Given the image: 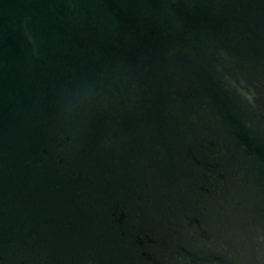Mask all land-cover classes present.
<instances>
[{
    "label": "water",
    "instance_id": "1",
    "mask_svg": "<svg viewBox=\"0 0 264 264\" xmlns=\"http://www.w3.org/2000/svg\"><path fill=\"white\" fill-rule=\"evenodd\" d=\"M0 264H264V0H0Z\"/></svg>",
    "mask_w": 264,
    "mask_h": 264
},
{
    "label": "clouds",
    "instance_id": "2",
    "mask_svg": "<svg viewBox=\"0 0 264 264\" xmlns=\"http://www.w3.org/2000/svg\"><path fill=\"white\" fill-rule=\"evenodd\" d=\"M226 79H227V77H226ZM239 91L245 100L251 101L252 97L247 92H244L242 89H240Z\"/></svg>",
    "mask_w": 264,
    "mask_h": 264
}]
</instances>
